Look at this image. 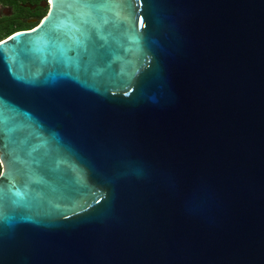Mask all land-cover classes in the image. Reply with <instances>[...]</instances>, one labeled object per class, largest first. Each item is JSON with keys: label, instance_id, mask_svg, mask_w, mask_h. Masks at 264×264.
<instances>
[{"label": "water", "instance_id": "1", "mask_svg": "<svg viewBox=\"0 0 264 264\" xmlns=\"http://www.w3.org/2000/svg\"><path fill=\"white\" fill-rule=\"evenodd\" d=\"M44 6L0 41V264H264V0Z\"/></svg>", "mask_w": 264, "mask_h": 264}, {"label": "flooded vegetation", "instance_id": "2", "mask_svg": "<svg viewBox=\"0 0 264 264\" xmlns=\"http://www.w3.org/2000/svg\"><path fill=\"white\" fill-rule=\"evenodd\" d=\"M44 1L0 0L1 33H6L10 28H18L13 31L14 33L31 29V27L35 26V21L39 18V8H43ZM20 25H22L21 28L18 27ZM14 33L5 35L2 39L4 40Z\"/></svg>", "mask_w": 264, "mask_h": 264}, {"label": "trees", "instance_id": "3", "mask_svg": "<svg viewBox=\"0 0 264 264\" xmlns=\"http://www.w3.org/2000/svg\"><path fill=\"white\" fill-rule=\"evenodd\" d=\"M21 1H28V0H21ZM47 9L48 8H46V9H43V8H39V14H38V16H39V18L38 19H40V17H42V16H44L45 15V13H47ZM19 28H21L22 27V25H20V26H18ZM34 27V26H33ZM33 27H31V28H33ZM16 29H18V28H10V29H8L7 31H6V33H1L2 32V29L0 28V41H2L3 39V37L5 36V35H9V34H11V33H14L13 31H15ZM3 34V35H2ZM1 172H2V168H1V165H0V174H1Z\"/></svg>", "mask_w": 264, "mask_h": 264}, {"label": "snow or ice", "instance_id": "4", "mask_svg": "<svg viewBox=\"0 0 264 264\" xmlns=\"http://www.w3.org/2000/svg\"><path fill=\"white\" fill-rule=\"evenodd\" d=\"M16 36H19V35H23V33H17V34H15Z\"/></svg>", "mask_w": 264, "mask_h": 264}, {"label": "rangeland", "instance_id": "5", "mask_svg": "<svg viewBox=\"0 0 264 264\" xmlns=\"http://www.w3.org/2000/svg\"><path fill=\"white\" fill-rule=\"evenodd\" d=\"M43 8L46 9L47 7H45V6L43 5ZM33 28H34V27H33ZM2 41H3V40H2Z\"/></svg>", "mask_w": 264, "mask_h": 264}]
</instances>
